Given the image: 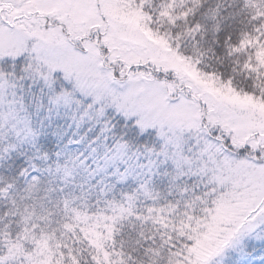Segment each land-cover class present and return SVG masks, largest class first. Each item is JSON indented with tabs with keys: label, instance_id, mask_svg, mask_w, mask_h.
<instances>
[{
	"label": "snow or ice",
	"instance_id": "1",
	"mask_svg": "<svg viewBox=\"0 0 264 264\" xmlns=\"http://www.w3.org/2000/svg\"><path fill=\"white\" fill-rule=\"evenodd\" d=\"M0 264H264V0H0Z\"/></svg>",
	"mask_w": 264,
	"mask_h": 264
}]
</instances>
